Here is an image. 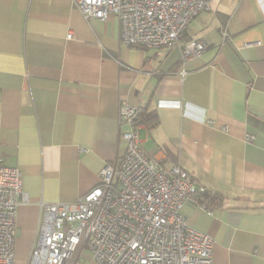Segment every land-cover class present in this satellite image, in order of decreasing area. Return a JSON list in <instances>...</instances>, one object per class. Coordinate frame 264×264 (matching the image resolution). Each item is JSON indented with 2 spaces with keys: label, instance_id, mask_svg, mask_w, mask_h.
<instances>
[{
  "label": "crops",
  "instance_id": "0c3cea01",
  "mask_svg": "<svg viewBox=\"0 0 264 264\" xmlns=\"http://www.w3.org/2000/svg\"><path fill=\"white\" fill-rule=\"evenodd\" d=\"M197 39L209 47L181 77V46ZM126 103L146 152L224 197L182 209L213 238V264H264V0H212L172 48L128 44L115 14L86 19L73 0H0V156L31 199L14 264H29L40 201L78 200L124 157Z\"/></svg>",
  "mask_w": 264,
  "mask_h": 264
},
{
  "label": "built area",
  "instance_id": "2783aa9c",
  "mask_svg": "<svg viewBox=\"0 0 264 264\" xmlns=\"http://www.w3.org/2000/svg\"><path fill=\"white\" fill-rule=\"evenodd\" d=\"M86 19L106 21L115 14L121 38L132 45L172 48L212 0H73ZM226 33V32H225ZM73 32L67 35L72 39ZM209 47L203 39L186 40L178 72ZM137 108L121 104L119 118L130 124L127 147L116 164L100 171L101 181L72 202H42L40 231L29 264H213V238L190 226L182 209L204 191L186 170L163 168L142 147ZM212 121H208L211 123ZM223 130L228 127L224 125ZM246 141L255 136L247 133ZM31 199L23 172L0 156V264H14L17 211Z\"/></svg>",
  "mask_w": 264,
  "mask_h": 264
},
{
  "label": "trees",
  "instance_id": "16d2710c",
  "mask_svg": "<svg viewBox=\"0 0 264 264\" xmlns=\"http://www.w3.org/2000/svg\"><path fill=\"white\" fill-rule=\"evenodd\" d=\"M137 119V118H136ZM200 194H204L205 195V200L204 201H212L214 204H220L222 203V201L224 200V197L218 193V192H207V191H203V192H197L195 195L196 197Z\"/></svg>",
  "mask_w": 264,
  "mask_h": 264
}]
</instances>
